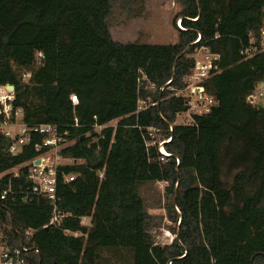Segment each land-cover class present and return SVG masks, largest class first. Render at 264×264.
Returning <instances> with one entry per match:
<instances>
[{
	"label": "trees",
	"instance_id": "trees-1",
	"mask_svg": "<svg viewBox=\"0 0 264 264\" xmlns=\"http://www.w3.org/2000/svg\"><path fill=\"white\" fill-rule=\"evenodd\" d=\"M177 3L175 41L152 45L112 39L113 0H0V87L14 88L30 132L55 126L60 152L83 160L60 168L52 204L32 192L26 166L45 138L33 133L12 155L0 135L1 243L27 264H264V108L248 101L264 53L240 54L247 34L260 44L264 0ZM201 46L218 55L205 85L217 104L181 126L175 94ZM140 101L149 125L139 129ZM145 184H164L169 245L152 234Z\"/></svg>",
	"mask_w": 264,
	"mask_h": 264
},
{
	"label": "built area",
	"instance_id": "built-area-1",
	"mask_svg": "<svg viewBox=\"0 0 264 264\" xmlns=\"http://www.w3.org/2000/svg\"><path fill=\"white\" fill-rule=\"evenodd\" d=\"M180 27V22L177 23ZM260 44L256 43L254 34H247L244 37V45L240 52L241 55H252L255 53H264V30L260 33ZM200 43L198 37L194 45ZM43 56L41 53L36 55L37 65L41 64ZM190 59L193 61V66L190 69L185 79V86L178 90L175 96L183 100V110L177 114L178 125L190 126L195 122V118L207 114L217 104L214 97L207 91L206 82L213 76L214 64L218 59L210 47H196ZM15 71V69H14ZM26 79L27 75L23 76ZM5 85L0 87V135L11 141L9 152L12 155H17L22 149L32 142V134H38L45 139L43 143L37 146V150L45 149L46 151L39 155L34 160L26 164L29 179L33 183L32 192L37 196L47 198L52 204L57 201L56 189L57 180L60 173V168L82 164L83 160H75L66 157L60 150L66 146L63 137L59 135L57 129L53 125H40L30 130L23 123V115L21 110L16 109L13 105L15 98L14 88ZM257 99L264 100V82L257 84L253 93L248 97V101L255 103ZM71 102H76V97L71 96ZM144 101H140L136 115V127L146 128L149 125V110ZM116 122V121H115ZM111 125H114L113 122ZM115 126V125H114ZM101 129V127L99 128ZM157 132V130H154ZM151 139L154 136L151 135ZM170 139L159 143V152L163 156H167L164 149V144L169 143ZM154 144V142H153ZM39 164H36V161ZM102 178V174L99 175ZM66 182L74 180V175L65 176ZM6 189L9 190V187ZM89 223L88 218L81 220L82 225ZM31 232H29L30 234ZM0 264H27L24 258L20 256L18 250H11L9 247L1 243L0 235Z\"/></svg>",
	"mask_w": 264,
	"mask_h": 264
},
{
	"label": "rangeland",
	"instance_id": "rangeland-1",
	"mask_svg": "<svg viewBox=\"0 0 264 264\" xmlns=\"http://www.w3.org/2000/svg\"><path fill=\"white\" fill-rule=\"evenodd\" d=\"M123 0H113V11L108 20L112 39L120 43L170 44L175 41L172 20L179 6L177 0H143L128 11ZM255 105L264 108V100ZM116 122L113 121V124ZM164 184H145L139 188L149 216L152 234L160 245H169L174 236L167 230L170 224L162 209Z\"/></svg>",
	"mask_w": 264,
	"mask_h": 264
},
{
	"label": "water",
	"instance_id": "water-1",
	"mask_svg": "<svg viewBox=\"0 0 264 264\" xmlns=\"http://www.w3.org/2000/svg\"><path fill=\"white\" fill-rule=\"evenodd\" d=\"M174 68H175V67H174ZM10 89L13 90V87L11 86ZM35 163H36V164H39V161L37 160Z\"/></svg>",
	"mask_w": 264,
	"mask_h": 264
}]
</instances>
